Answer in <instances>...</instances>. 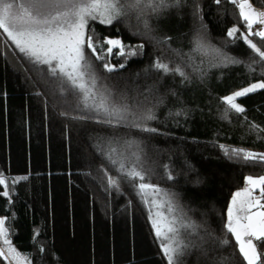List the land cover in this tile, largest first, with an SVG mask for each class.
<instances>
[{"label": "trees", "instance_id": "obj_1", "mask_svg": "<svg viewBox=\"0 0 264 264\" xmlns=\"http://www.w3.org/2000/svg\"><path fill=\"white\" fill-rule=\"evenodd\" d=\"M249 2L264 10V0ZM238 3L182 0L159 15L145 7L153 29L148 37L131 34L137 30L135 17L112 26L89 21L94 42L120 38L132 46L143 44V55L110 74L109 83L126 92L130 102L149 88L165 96L164 104L154 109L157 119L148 122L159 134L96 123L98 116L78 107L77 97L61 95L47 66L19 53L0 30V178L6 183L0 193H10L0 195V218H5L8 229L0 245H7V240L27 264H167L154 238L148 207L134 188L122 182L120 194L108 185L107 175L117 176L118 166L106 158L107 142L124 138L146 146L144 166L150 169L151 183L176 194L198 226V236L188 238L200 247L182 256V264H246L234 237L225 230L228 207L233 194L246 185V177L264 175V163L229 159L217 146L264 153V132L250 129L252 123L264 128V90L238 100L246 108L244 114L232 112L227 120L221 118L225 104L220 97L264 81L259 57L245 42L233 44L227 37L232 27L247 31ZM202 25L212 45L241 61L211 68L203 80L192 69L202 60L206 68L207 58L192 51L191 44ZM139 30H144L142 25ZM169 37L168 44L157 43ZM251 38L264 50V41ZM85 54L97 72L106 75L90 50ZM157 57L175 65L187 62L191 82L153 70ZM111 62L122 63L123 58ZM165 165L174 180L167 179ZM25 176L15 184L9 179ZM223 239L229 245H221ZM257 243L264 264V242Z\"/></svg>", "mask_w": 264, "mask_h": 264}, {"label": "snow or ice", "instance_id": "obj_2", "mask_svg": "<svg viewBox=\"0 0 264 264\" xmlns=\"http://www.w3.org/2000/svg\"><path fill=\"white\" fill-rule=\"evenodd\" d=\"M181 3L182 0H0V30L2 34H6V40H10L19 53L24 54L36 65L47 66L48 74L56 81L61 95L77 97L80 101L78 107L87 108L98 116L96 123L114 130L126 127L141 133L159 134L157 128L148 126V122L157 119L154 109L164 104L165 96L157 95L153 88H149L132 98L130 102L126 92L116 91V85L109 83L110 74L124 69L130 59L143 55V44L132 46L125 44L120 38H107L102 43L100 38H97L94 42L89 21L98 20L103 25L112 26L114 22L127 21L135 17L137 30L131 34L148 37L153 29L150 24L151 17L145 15V7L159 15L162 10L170 6L178 7ZM215 3L219 4L220 0H215ZM231 3L237 4V0H231ZM238 7L247 31L241 32L238 27H232L227 31V37L233 44L238 40L245 42L259 57L257 63H264V50L251 38L256 37L264 41V11L254 9L249 0H239ZM140 25L143 31L139 30ZM254 25L261 27L254 31ZM129 27L131 28L130 24ZM170 39L169 37L157 40V43L168 44ZM191 44L192 51L207 58L206 68L202 66L205 63L202 60L201 66H193L192 69L198 73L201 80L207 76L211 68L241 63L208 41L206 26L202 25L201 29L197 30ZM85 49L90 50L91 55L101 63L102 72L106 75L97 72L86 56ZM171 51L177 57L181 56L178 50ZM114 57L123 58V62L113 64L111 61ZM187 67V62L175 65L171 61L164 62L161 57H157L151 66L153 70L165 76H179L182 83L191 82V76L185 71ZM249 70H252L251 65ZM147 71L149 69H145V72ZM260 90H264V81L252 83L220 97L221 102L225 104L221 118L227 120L229 113L232 112L244 114L246 108L238 100ZM169 91L173 97L177 95L175 91ZM250 129L258 134L264 132V128L254 123L250 125ZM107 143L106 158L114 167L118 166L116 167L118 175L115 177L107 175L105 170L108 185L120 194H123L120 191L122 182L134 188L141 202L148 207L154 238L167 264H182V256L191 249L200 247L194 239L188 238L198 236V226L188 216L176 194H170L151 183L150 169L144 166L146 146L142 142L114 138ZM217 146L229 159L264 163V153L224 144ZM164 167L167 179L174 180L175 177L168 166ZM9 179L15 184L27 177ZM245 179L250 187H245L233 195L225 230L234 237L246 264H261L262 254L258 251L257 242H264V176L258 178L248 176ZM0 186L6 187L4 178H0ZM257 190L260 195L253 196V192ZM0 195L10 197L7 190ZM157 197L160 199L157 200ZM240 197L244 199H238ZM240 212H244L245 215L240 216L238 214ZM5 223V218H0V237L8 233ZM4 243L7 244L8 241L4 240ZM219 243L227 246L230 242L223 239ZM202 251L205 256L208 255L207 250ZM9 252L14 253L15 249L9 248ZM0 256H4L3 249H0ZM213 264L219 262L214 261Z\"/></svg>", "mask_w": 264, "mask_h": 264}, {"label": "rangeland", "instance_id": "obj_3", "mask_svg": "<svg viewBox=\"0 0 264 264\" xmlns=\"http://www.w3.org/2000/svg\"><path fill=\"white\" fill-rule=\"evenodd\" d=\"M254 9H256V10H258V11H262V10H259V9H257V8H255V7H253ZM255 26V25H254ZM260 26V25H259ZM261 27V26H260ZM256 82H259V81H254V82H252V83H256ZM252 83H250V84H252ZM250 84H248V85H246V86H244V87H247V86H249ZM244 87H242V88H244ZM242 88H239V89H237V90H240V89H242ZM237 90H235V91H237ZM234 91V92H235ZM233 93V92H232ZM227 95H229V94H227ZM227 95H225V96H227ZM262 176H264V175H262ZM259 177H261V176H259ZM245 187H250L249 185L247 186H244L242 189H240V190H238V191H242ZM237 192V191H236ZM235 192V193H236ZM234 193V194H235ZM258 193V191H255V192H253V196H259L260 194H258V195H256ZM233 194V195H234ZM238 199H244V197H240V198H238ZM231 201H232V199H231ZM230 204H231V202H230ZM230 206V205H229ZM229 208V207H228ZM240 216H242V212H240V213H238ZM9 248H13L9 243H7V245H0V249H3L4 250V256H0L1 258H2V262H0V264H27L26 263V261L24 260V258L15 250V252L14 253H10L9 252Z\"/></svg>", "mask_w": 264, "mask_h": 264}, {"label": "crops", "instance_id": "obj_4", "mask_svg": "<svg viewBox=\"0 0 264 264\" xmlns=\"http://www.w3.org/2000/svg\"><path fill=\"white\" fill-rule=\"evenodd\" d=\"M259 10H261V9H259ZM262 11H264V10H262ZM253 178H258V177H253ZM246 185H247V184H246ZM246 185H245V186H246ZM247 186H248V185H247ZM257 191H258V190H257ZM254 192H255V191H254ZM258 194H260L259 191H258V193H257L256 195H258ZM253 211H255V209H253ZM243 215H245L244 212H242V216H243Z\"/></svg>", "mask_w": 264, "mask_h": 264}, {"label": "built area", "instance_id": "obj_5", "mask_svg": "<svg viewBox=\"0 0 264 264\" xmlns=\"http://www.w3.org/2000/svg\"><path fill=\"white\" fill-rule=\"evenodd\" d=\"M259 28H260L259 25H255V26H253V30H254V31L257 30V29H259Z\"/></svg>", "mask_w": 264, "mask_h": 264}]
</instances>
